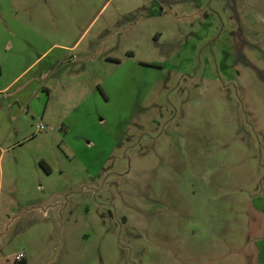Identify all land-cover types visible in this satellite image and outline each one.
I'll return each mask as SVG.
<instances>
[{"label":"rangeland","instance_id":"obj_1","mask_svg":"<svg viewBox=\"0 0 264 264\" xmlns=\"http://www.w3.org/2000/svg\"><path fill=\"white\" fill-rule=\"evenodd\" d=\"M21 72L0 264H264V0H0Z\"/></svg>","mask_w":264,"mask_h":264},{"label":"crops","instance_id":"obj_2","mask_svg":"<svg viewBox=\"0 0 264 264\" xmlns=\"http://www.w3.org/2000/svg\"><path fill=\"white\" fill-rule=\"evenodd\" d=\"M23 72H21L20 74H18V75H16V76H14L10 81H8V83L7 84H5L4 86H2V87H0V91H4L6 88H13V87H15L18 83H19V81H20V79H21V77H20V75L22 74ZM26 84V83H25ZM15 88H17L14 92H13V95L12 96H16V91H20V90H22V88H25V87H23V84L22 85H20V86H18V87H15ZM48 94L46 93L45 94V96H44V100H46V102H47V100H48ZM41 97H43L41 94H40V98ZM16 100V99H15ZM22 264H26V263H22Z\"/></svg>","mask_w":264,"mask_h":264}]
</instances>
